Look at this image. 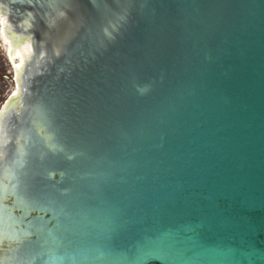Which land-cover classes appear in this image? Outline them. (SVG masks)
Here are the masks:
<instances>
[{
  "label": "water",
  "instance_id": "95a60500",
  "mask_svg": "<svg viewBox=\"0 0 264 264\" xmlns=\"http://www.w3.org/2000/svg\"><path fill=\"white\" fill-rule=\"evenodd\" d=\"M0 264H264V0H0Z\"/></svg>",
  "mask_w": 264,
  "mask_h": 264
},
{
  "label": "rangeland",
  "instance_id": "374dc122",
  "mask_svg": "<svg viewBox=\"0 0 264 264\" xmlns=\"http://www.w3.org/2000/svg\"><path fill=\"white\" fill-rule=\"evenodd\" d=\"M1 80H2V79H1V77H0V82H1Z\"/></svg>",
  "mask_w": 264,
  "mask_h": 264
}]
</instances>
